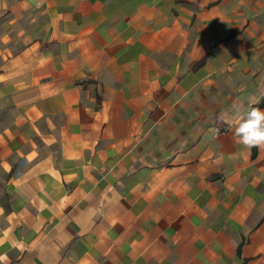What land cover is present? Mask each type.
I'll return each mask as SVG.
<instances>
[{"label": "crops", "instance_id": "crops-1", "mask_svg": "<svg viewBox=\"0 0 264 264\" xmlns=\"http://www.w3.org/2000/svg\"><path fill=\"white\" fill-rule=\"evenodd\" d=\"M0 264H264V0H0ZM264 111V105L258 107Z\"/></svg>", "mask_w": 264, "mask_h": 264}, {"label": "clouds", "instance_id": "clouds-1", "mask_svg": "<svg viewBox=\"0 0 264 264\" xmlns=\"http://www.w3.org/2000/svg\"><path fill=\"white\" fill-rule=\"evenodd\" d=\"M219 120L234 127V136L244 147L264 149V111L258 107L246 109L241 103L231 112L222 113Z\"/></svg>", "mask_w": 264, "mask_h": 264}, {"label": "trees", "instance_id": "trees-1", "mask_svg": "<svg viewBox=\"0 0 264 264\" xmlns=\"http://www.w3.org/2000/svg\"><path fill=\"white\" fill-rule=\"evenodd\" d=\"M264 105V97L261 99V101L255 105H253L252 107H262Z\"/></svg>", "mask_w": 264, "mask_h": 264}, {"label": "rangeland", "instance_id": "rangeland-1", "mask_svg": "<svg viewBox=\"0 0 264 264\" xmlns=\"http://www.w3.org/2000/svg\"><path fill=\"white\" fill-rule=\"evenodd\" d=\"M5 34L4 29L2 28V26L0 25V41L2 39V35Z\"/></svg>", "mask_w": 264, "mask_h": 264}]
</instances>
